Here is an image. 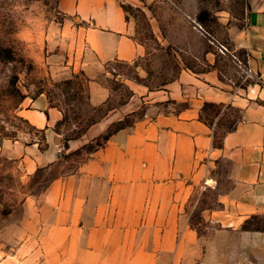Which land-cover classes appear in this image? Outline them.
<instances>
[{
    "label": "crops",
    "instance_id": "0c3cea01",
    "mask_svg": "<svg viewBox=\"0 0 264 264\" xmlns=\"http://www.w3.org/2000/svg\"><path fill=\"white\" fill-rule=\"evenodd\" d=\"M146 1L153 0H58L65 21L51 29L61 45L51 58L53 77L81 71L90 79L91 104L107 102L109 91L99 83L107 67L145 55L124 4ZM247 6L228 56L252 76L246 84L207 52L206 68L182 69L154 96L143 85L132 87L127 102L98 124L102 133L138 115L133 123L91 151L74 173L50 181L38 199L42 227L31 234L44 238L48 264H198L213 247L201 222L217 223L223 234H251L264 253V231L243 229L249 219L264 217V0ZM21 115L44 132V147L0 134V155L31 170L51 169L62 156L56 144L61 110L41 94Z\"/></svg>",
    "mask_w": 264,
    "mask_h": 264
},
{
    "label": "rangeland",
    "instance_id": "374dc122",
    "mask_svg": "<svg viewBox=\"0 0 264 264\" xmlns=\"http://www.w3.org/2000/svg\"><path fill=\"white\" fill-rule=\"evenodd\" d=\"M247 3L248 0H153L137 7L125 3L129 16L136 20L135 37L145 47V55L131 64L107 67L109 73L99 83L109 91V100L93 106L90 79L83 72L63 79L51 74V58L61 46L58 37L51 39V29L65 21L58 0H0L1 136L27 144L37 141L44 147V132L21 115V109L41 94L63 115L56 125L62 156L51 169L43 166L31 170L18 158L0 155V264H48L44 238L31 235L42 227L36 214L40 208L38 199L52 179L74 173L89 153L104 143L105 134L133 123L138 115H127L102 133L98 124L110 110L127 102L132 87L143 85L147 95L154 96L182 69L206 68L207 52L217 56L225 74L243 85L247 83V77L252 76L228 57L232 55V32L244 24ZM233 118L221 121L220 133ZM208 197L212 199L214 195ZM199 209L195 210L197 223ZM201 223L206 233L203 239L211 241L213 247L198 264H264L257 237L241 230L223 234L217 223ZM243 229L264 231V217L249 219Z\"/></svg>",
    "mask_w": 264,
    "mask_h": 264
},
{
    "label": "trees",
    "instance_id": "16d2710c",
    "mask_svg": "<svg viewBox=\"0 0 264 264\" xmlns=\"http://www.w3.org/2000/svg\"><path fill=\"white\" fill-rule=\"evenodd\" d=\"M121 128H123V127H120V128H118V129H116V130H114V131H109L107 134H105V135L103 136V141H104V143L109 139V137H110L114 132H116L117 130H119V129H121ZM104 143H103V144H104ZM103 144H100L99 147L102 146ZM97 148H98V147H97Z\"/></svg>",
    "mask_w": 264,
    "mask_h": 264
},
{
    "label": "water",
    "instance_id": "95a60500",
    "mask_svg": "<svg viewBox=\"0 0 264 264\" xmlns=\"http://www.w3.org/2000/svg\"><path fill=\"white\" fill-rule=\"evenodd\" d=\"M60 142H61V138H60V136L58 135V136H57V139H56V144H60Z\"/></svg>",
    "mask_w": 264,
    "mask_h": 264
}]
</instances>
